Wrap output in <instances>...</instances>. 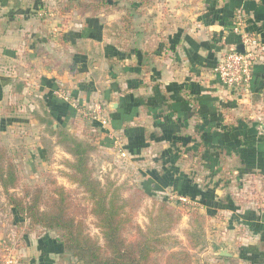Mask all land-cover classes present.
Returning <instances> with one entry per match:
<instances>
[{
  "label": "crops",
  "instance_id": "0c3cea01",
  "mask_svg": "<svg viewBox=\"0 0 264 264\" xmlns=\"http://www.w3.org/2000/svg\"><path fill=\"white\" fill-rule=\"evenodd\" d=\"M83 1L0 0V98L38 96L42 112L63 122L99 106L110 119L95 122L105 153L115 152L113 131L150 197L187 195L208 214L213 233L195 264H264V50L248 91L215 73L239 42L240 17L264 46V0H183L200 10L163 31L135 28L131 39L93 24L104 11H84ZM25 240L17 254L27 264H78L48 232Z\"/></svg>",
  "mask_w": 264,
  "mask_h": 264
},
{
  "label": "trees",
  "instance_id": "16d2710c",
  "mask_svg": "<svg viewBox=\"0 0 264 264\" xmlns=\"http://www.w3.org/2000/svg\"><path fill=\"white\" fill-rule=\"evenodd\" d=\"M106 1L84 0L79 6L84 11H97ZM120 21L131 27L133 14H123ZM94 126L100 131L97 123ZM99 131L98 136L90 140L81 139L59 126L54 133L57 143L73 157L68 162L72 172L68 179L87 193L89 213L96 218L103 244L89 232L83 217L85 208L75 203L72 192L65 186L52 180L51 192L36 185L21 187L17 166L0 141V185L16 216L15 223L28 219L32 227L55 231L63 252L76 258L78 264H193L191 251L206 245L207 216L202 212L191 214L190 228L186 230L190 247L172 235L181 216L166 200L155 203L145 227L136 222L133 213L141 207L147 192L136 186L128 196H123L113 183L93 176L90 161L98 149L96 141L101 140ZM127 232H133L134 236L129 238ZM173 245L178 248L170 249Z\"/></svg>",
  "mask_w": 264,
  "mask_h": 264
},
{
  "label": "rangeland",
  "instance_id": "374dc122",
  "mask_svg": "<svg viewBox=\"0 0 264 264\" xmlns=\"http://www.w3.org/2000/svg\"><path fill=\"white\" fill-rule=\"evenodd\" d=\"M152 1L149 4L122 5L126 0H107L106 5L99 8V11L103 10L104 14L100 15L99 18H95L93 24L97 25V23H101L99 26L106 25L107 33L115 32L117 34L120 32L126 36H130L129 38L131 39L132 37L134 38L135 28H149L153 31L152 28L156 27L161 28L163 31L168 26L169 20H172L170 24L171 22H177V18L180 14H184L183 12L190 13L194 12V10L197 12L200 10V5L196 4L193 6L186 3L183 5V0H168L167 2H164V0ZM128 12L133 14L131 27L124 26L120 21L123 14H128ZM118 19L119 22L116 21ZM92 27L94 32H100V27ZM41 101L38 96H34L27 104L20 100L9 101L0 98V141L10 153L17 166L21 187L24 185H36L43 187L46 192H51L54 189L51 184L52 180H56L58 184L65 186L72 192L75 203L85 208L83 217L89 232L103 244L101 231L96 226V218L89 213L90 203L87 193L78 184L68 179V174L72 173L68 167V162L72 161L73 157L57 143V134L54 133L59 126V129L63 128L81 139L90 140L91 137L98 136V131L97 129L94 130L93 123L83 118L82 109H80L79 113H74L75 117L71 116L67 121L63 122L42 112L45 102ZM77 109H79V104ZM56 124L59 125L57 126ZM53 128L55 129L54 131L52 130ZM96 145L98 149L92 155L90 161L95 178L102 182L113 183L114 187L119 189L123 196H128L136 186L142 188L141 182L136 181L134 175L131 173L132 171L125 167L128 166V158L119 156L120 153L117 149H115L111 157L110 154L103 151L104 149L100 145V141H96ZM119 164L123 167H120ZM18 192L20 193V189ZM162 200H166L170 206L176 208L181 216L179 223L172 231V235L178 238L185 246L190 247L186 230L190 228L191 214L204 210L199 204L196 205V208H191L190 205L187 206L176 202L169 197L155 198L148 195L143 200L141 207L133 213L134 220L145 227L150 222L149 211L154 208L156 202ZM202 213L206 215L205 212ZM13 214L12 207L8 203L0 185V256L4 245L14 248L18 252L22 250L28 235L38 236L44 234V232H48V234L60 239L59 235L53 230L43 229L40 226L32 227L28 219L15 223ZM209 233H213V228L210 225L208 226L206 221V245L191 251L193 254V264L197 261L195 250H202L208 247ZM127 236L130 238L134 236V233L127 232ZM169 248L177 249L178 246L173 245ZM66 255L68 258H74L69 253H66ZM26 259L29 262L30 257L28 256ZM27 262H24L23 259L19 260V264H27Z\"/></svg>",
  "mask_w": 264,
  "mask_h": 264
},
{
  "label": "built area",
  "instance_id": "2783aa9c",
  "mask_svg": "<svg viewBox=\"0 0 264 264\" xmlns=\"http://www.w3.org/2000/svg\"><path fill=\"white\" fill-rule=\"evenodd\" d=\"M243 24V18L240 17L233 31L238 35V44H243L244 52H238L236 45L231 47L220 57L215 67V73L223 85L232 88L240 87L248 91L251 86L253 68L260 60L264 46L253 34L246 31ZM54 94L67 102L73 103L75 107L78 106L71 93L66 89L58 88ZM82 114L90 123H93L92 125L95 122H99L102 127H109L110 125L107 113L101 110L99 106L94 109H85ZM94 130H96L95 126ZM110 134L113 138L114 147L119 151L120 156L128 157L121 137L115 135L113 131ZM169 198L184 205H190L191 208H196L198 204L189 196L183 194H175L174 196H169ZM0 264H19L17 251L4 245L0 256Z\"/></svg>",
  "mask_w": 264,
  "mask_h": 264
},
{
  "label": "water",
  "instance_id": "95a60500",
  "mask_svg": "<svg viewBox=\"0 0 264 264\" xmlns=\"http://www.w3.org/2000/svg\"><path fill=\"white\" fill-rule=\"evenodd\" d=\"M236 49H237V51L238 52H244V46H243V44H241V43H239V44H237L236 45ZM223 252V254H225L226 253V250L224 249V250H222Z\"/></svg>",
  "mask_w": 264,
  "mask_h": 264
}]
</instances>
